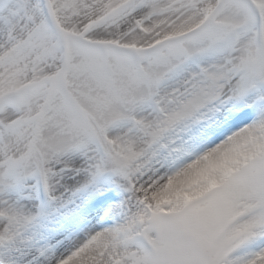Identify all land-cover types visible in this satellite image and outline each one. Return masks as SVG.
<instances>
[{
    "label": "snow or ice",
    "instance_id": "snow-or-ice-1",
    "mask_svg": "<svg viewBox=\"0 0 264 264\" xmlns=\"http://www.w3.org/2000/svg\"><path fill=\"white\" fill-rule=\"evenodd\" d=\"M0 264H264V0H0Z\"/></svg>",
    "mask_w": 264,
    "mask_h": 264
}]
</instances>
